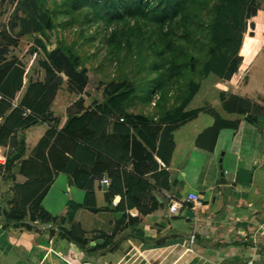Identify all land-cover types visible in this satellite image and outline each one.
<instances>
[{"label": "trees", "instance_id": "obj_1", "mask_svg": "<svg viewBox=\"0 0 264 264\" xmlns=\"http://www.w3.org/2000/svg\"><path fill=\"white\" fill-rule=\"evenodd\" d=\"M221 1L54 0V8L48 9V0H18L12 30L20 23L22 35L39 36L35 39V51H41L51 71L66 77L68 89L74 95L81 96L88 84L84 61L75 45L59 41L53 50H48L45 45L49 41L48 34L55 29L54 18L58 11L70 18L82 13L84 25L102 23L109 31L106 43L119 53L125 51L121 63L129 62L142 70L144 83L138 85L140 79L133 81L130 73H122L120 81L110 82L101 104L85 109L83 102L78 101L77 113L70 114L63 129L58 131L60 121L54 119L52 111L55 88L51 90L33 84L20 105L14 106L13 102L23 87L25 67L14 60L0 68V120H3L0 147H6L18 131L40 124L49 126L34 151L42 164L33 159L22 163L20 173L26 174L30 180L16 186L17 200L10 203L11 209H2L1 215L7 226L28 228L27 220L39 221L56 226L59 236L69 243L80 248L88 245V240L71 225L79 210L89 208L87 202L69 201L62 218H51L42 208L53 174L59 172L67 174L72 184L85 191L88 197L93 196L96 181L108 180L109 195L121 197L115 212L141 208V198L150 188L141 177L154 171L157 166L155 157L167 164L170 134L178 127H172L169 118L178 116L180 108H184L192 95V86L201 79L204 67L217 54L214 27ZM1 36L11 41L5 31ZM7 49L6 45L5 52L0 55V65L5 62ZM239 63L240 58L236 56L230 77L237 72ZM136 101L154 105L155 113L128 112V106ZM231 104L241 115L260 110L237 98H232L228 105L231 107ZM198 114L197 110L181 113L176 125H183ZM216 119V125L204 134L211 138L213 145L219 131L233 125L219 117ZM247 121L257 124L249 116ZM107 126H111V132L105 135ZM160 133L164 146L157 144ZM47 148H50L49 161L41 154ZM24 152L23 135L17 139L15 150L6 157L7 171L23 158ZM43 163H50L53 170ZM128 165L133 167L132 173L126 171ZM90 209L98 211L94 206ZM130 221L137 224L139 218ZM67 224L71 225L69 229L65 228ZM108 237L101 234V239L106 240L105 245L109 242ZM95 251L90 249L87 252L93 254Z\"/></svg>", "mask_w": 264, "mask_h": 264}, {"label": "crops", "instance_id": "obj_2", "mask_svg": "<svg viewBox=\"0 0 264 264\" xmlns=\"http://www.w3.org/2000/svg\"><path fill=\"white\" fill-rule=\"evenodd\" d=\"M257 8L240 39L237 72L219 87L220 96L204 100L205 110L170 134L167 164L155 157L154 171L141 177L150 187L141 208L115 212L121 197L109 195L105 200L102 181L95 182L93 196L88 197L67 174L54 173L42 208L51 218H62L69 201L88 203L89 208L79 210L71 223L88 240L80 248L61 238L51 224L27 220L28 228L7 226L1 212L12 205L0 186V264H264V0ZM232 98L263 112L241 115L234 104L228 105ZM78 101L85 109L90 107ZM194 101L186 103L184 112L201 108L200 101ZM76 104L68 108L58 131L75 114ZM248 116L257 124L249 123ZM217 117L233 125L220 130L213 145L204 134L216 125ZM48 130V125L40 124L25 132L24 156L13 167L17 185L30 180L20 173L23 162L33 159L42 164L34 151ZM110 130L107 126L104 134ZM157 144L164 146L161 133ZM10 145L0 147V172L6 171V157L15 150ZM49 153L50 148L41 152L47 161ZM222 154L225 184H220ZM43 164L53 170L50 163ZM125 168L133 172L131 165ZM190 195L197 201H189ZM92 206L98 211H91ZM137 218V224L130 221ZM101 234L109 236L107 245ZM90 249L96 251L90 254Z\"/></svg>", "mask_w": 264, "mask_h": 264}, {"label": "rangeland", "instance_id": "obj_3", "mask_svg": "<svg viewBox=\"0 0 264 264\" xmlns=\"http://www.w3.org/2000/svg\"><path fill=\"white\" fill-rule=\"evenodd\" d=\"M258 2L259 0H222L219 3L214 27V37L218 41L217 54L204 67L201 79L192 86V95L188 99L191 102L194 99L196 100L194 102L200 101L198 105L201 108L197 111L205 110L204 100L209 99L211 95L215 96L218 94L219 87L230 79L229 73L233 62L236 60L240 39L248 26V16L258 7ZM17 4L18 0H0V55L5 52V46H8L7 53L3 54L5 62L1 63L0 68L5 67L14 60L25 67L23 87L13 102L14 106L20 105L33 84H41L51 90L55 88L56 96L52 104V111L55 115L54 119L62 123L68 114V108L74 102L77 103L78 100H84L85 105L91 107L92 104L103 101L110 82L114 80L120 81L122 73H130V78L133 81L140 79L138 85L144 83V80H141L144 76L142 70L139 71L134 64H129V62L121 63L124 59L125 51L119 53L106 43L109 31L105 29L102 23L84 25L82 13H76L70 18L58 11L54 18L55 29L48 34L49 41L45 42V45L48 50H53L59 41L75 45L84 61L88 84L81 96L74 95L68 89L66 77L59 72L51 71L41 51H35L37 50L35 49V39L39 38V36L22 35L23 28L20 23H17V27L12 30L14 13L19 8ZM54 6V0H48L46 7L53 9ZM18 15L22 17L21 12ZM4 31L11 41L4 40L5 36H1ZM155 111L154 105H146L141 101H136L128 106V112L132 114L143 113L148 115L154 114ZM72 113H77V109H74ZM181 113H184L182 107L177 117L169 118L172 127L178 126L176 124ZM201 120L208 119L207 117H202ZM198 124L201 126L203 122L199 121ZM36 130H40V128L33 130V132ZM26 131H18L8 141L11 144L10 146H16L17 139L25 135ZM31 138L30 134L28 139L32 143ZM10 154L11 150L7 156ZM4 171L0 172V177L3 179L1 181L3 183L0 186L2 190L4 189L2 192H4L5 196H9L10 203H14L17 200V195L15 194L16 191L14 195L12 193L17 186L15 183L17 171L13 170V168L10 171Z\"/></svg>", "mask_w": 264, "mask_h": 264}, {"label": "water", "instance_id": "obj_4", "mask_svg": "<svg viewBox=\"0 0 264 264\" xmlns=\"http://www.w3.org/2000/svg\"><path fill=\"white\" fill-rule=\"evenodd\" d=\"M219 172H220V184H225L226 181L224 180V169H223V154L221 155V158L219 159ZM104 198L105 200H109V194L107 191V186L103 185L102 187Z\"/></svg>", "mask_w": 264, "mask_h": 264}, {"label": "built area", "instance_id": "obj_5", "mask_svg": "<svg viewBox=\"0 0 264 264\" xmlns=\"http://www.w3.org/2000/svg\"><path fill=\"white\" fill-rule=\"evenodd\" d=\"M101 183H102V185L108 186V180H106V179L102 180ZM189 201H191V202H196V201H197V197L194 196V195H190V196H189ZM171 211H172V213H175V207H174V205L171 206ZM193 239H194V237L192 236V238H191V242H193ZM65 262H66L67 264H70L69 261H65Z\"/></svg>", "mask_w": 264, "mask_h": 264}]
</instances>
